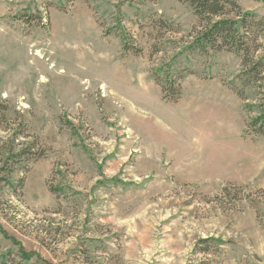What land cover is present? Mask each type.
<instances>
[{
	"label": "rangeland",
	"instance_id": "1",
	"mask_svg": "<svg viewBox=\"0 0 264 264\" xmlns=\"http://www.w3.org/2000/svg\"><path fill=\"white\" fill-rule=\"evenodd\" d=\"M196 24L178 0H0V264H264L261 96L187 49ZM5 146L39 158L8 177Z\"/></svg>",
	"mask_w": 264,
	"mask_h": 264
},
{
	"label": "trees",
	"instance_id": "2",
	"mask_svg": "<svg viewBox=\"0 0 264 264\" xmlns=\"http://www.w3.org/2000/svg\"><path fill=\"white\" fill-rule=\"evenodd\" d=\"M180 3L187 5L193 15L196 17L197 24L189 36L191 42L186 43L187 49L192 51L198 50L202 54H206L209 50L215 52L233 53L241 60L242 71L238 80L244 84V87L256 85L261 96L262 103L258 109L259 115L252 119L251 125L255 127L256 132L264 133V59L254 58V53L260 48V38H264V21L259 19L251 12L242 11L238 0H178ZM162 29L168 31H176L172 23L164 19L159 20ZM123 50H131L130 44L123 42ZM138 53V51H135ZM163 71H159L162 73ZM157 82L161 85L164 97L168 98L166 92L170 93V97L166 101L175 103L178 91L173 89L174 81L171 79L170 73L163 72L165 85L156 73ZM259 127V128H257ZM6 148V146H5ZM34 146H27L18 152H14V147L6 148L8 156L5 163L7 175L13 172L12 165L19 163L18 159L24 157L39 158V154L33 151ZM10 162V168L7 164ZM2 182L10 185L9 178H3ZM22 184V181L21 183ZM98 241V240H97ZM208 242L217 243L214 239H207ZM87 248V249H86ZM79 249L80 257L84 264H98L92 256L94 252H90V248L86 246ZM105 250V247H104ZM23 264H32L30 260L23 254H20Z\"/></svg>",
	"mask_w": 264,
	"mask_h": 264
},
{
	"label": "bare ground",
	"instance_id": "3",
	"mask_svg": "<svg viewBox=\"0 0 264 264\" xmlns=\"http://www.w3.org/2000/svg\"><path fill=\"white\" fill-rule=\"evenodd\" d=\"M38 55V53H36Z\"/></svg>",
	"mask_w": 264,
	"mask_h": 264
}]
</instances>
